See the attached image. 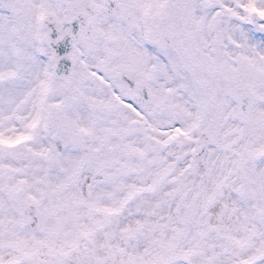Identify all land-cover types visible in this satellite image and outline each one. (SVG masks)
Wrapping results in <instances>:
<instances>
[{
  "label": "snow or ice",
  "instance_id": "obj_1",
  "mask_svg": "<svg viewBox=\"0 0 264 264\" xmlns=\"http://www.w3.org/2000/svg\"><path fill=\"white\" fill-rule=\"evenodd\" d=\"M0 264H264V0H0Z\"/></svg>",
  "mask_w": 264,
  "mask_h": 264
}]
</instances>
